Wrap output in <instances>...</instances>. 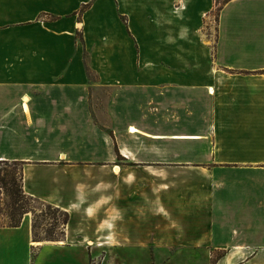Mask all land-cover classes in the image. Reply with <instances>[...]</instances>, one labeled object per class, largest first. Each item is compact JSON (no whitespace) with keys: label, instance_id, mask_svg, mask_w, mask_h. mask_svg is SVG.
I'll return each mask as SVG.
<instances>
[{"label":"crops","instance_id":"obj_1","mask_svg":"<svg viewBox=\"0 0 264 264\" xmlns=\"http://www.w3.org/2000/svg\"><path fill=\"white\" fill-rule=\"evenodd\" d=\"M0 161V264H264V0H0Z\"/></svg>","mask_w":264,"mask_h":264},{"label":"trees","instance_id":"obj_2","mask_svg":"<svg viewBox=\"0 0 264 264\" xmlns=\"http://www.w3.org/2000/svg\"><path fill=\"white\" fill-rule=\"evenodd\" d=\"M0 164L4 165V167H0V188L4 189V192L8 197L5 213L6 221H4L2 224L9 227H16L20 224L23 215L25 213L31 212V230L33 241L62 240L64 236V227L69 220L68 212L60 209L59 207L38 201L31 196L24 194L21 187L22 172L20 163L16 161H0ZM16 165L19 166L18 182L14 177V171H17ZM8 167L10 170H8ZM30 203H36L37 208L30 205ZM55 213H59L62 216L60 222L56 220ZM39 218L41 219L40 222L38 221ZM48 218L52 219V221L49 222L50 226L44 230L43 235H40L37 229L39 225ZM57 226L61 227L58 230H55ZM214 260L215 258L212 257V262Z\"/></svg>","mask_w":264,"mask_h":264},{"label":"rangeland","instance_id":"obj_3","mask_svg":"<svg viewBox=\"0 0 264 264\" xmlns=\"http://www.w3.org/2000/svg\"><path fill=\"white\" fill-rule=\"evenodd\" d=\"M219 2L222 0H218ZM0 167H4L3 164H0ZM17 171H14V177L16 178V181L18 182V170H19V166L16 165ZM8 170H10V168L8 167ZM8 202V197L6 196L4 189L0 188V223H4V221H6V217H5V213H6V203ZM30 205L34 206L35 208H37V204L36 203H30ZM31 213V212H28ZM32 215V213H31ZM55 218L58 222H60V219L62 218V216L59 213H55ZM38 221L40 222L41 219L39 218ZM52 219L48 218L45 221H43L42 224L39 225L37 231L40 235L44 234V230L47 229L50 225L49 222H51ZM61 227V226H60ZM60 227H56L55 230H58ZM66 227V225H65ZM64 227V229H65ZM64 237V236H63ZM91 264H96V263H92Z\"/></svg>","mask_w":264,"mask_h":264},{"label":"built area","instance_id":"obj_4","mask_svg":"<svg viewBox=\"0 0 264 264\" xmlns=\"http://www.w3.org/2000/svg\"><path fill=\"white\" fill-rule=\"evenodd\" d=\"M93 263V262H92Z\"/></svg>","mask_w":264,"mask_h":264}]
</instances>
